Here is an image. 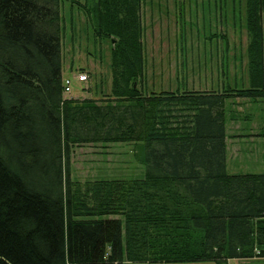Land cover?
Masks as SVG:
<instances>
[{
    "label": "trees",
    "instance_id": "1",
    "mask_svg": "<svg viewBox=\"0 0 264 264\" xmlns=\"http://www.w3.org/2000/svg\"><path fill=\"white\" fill-rule=\"evenodd\" d=\"M142 1L73 0L112 44V96L80 100L63 98L61 0H0V264L264 258V172H229L225 108L264 98V0L246 5L250 87L149 94ZM113 142L143 176L72 180L73 146Z\"/></svg>",
    "mask_w": 264,
    "mask_h": 264
},
{
    "label": "rangeland",
    "instance_id": "2",
    "mask_svg": "<svg viewBox=\"0 0 264 264\" xmlns=\"http://www.w3.org/2000/svg\"><path fill=\"white\" fill-rule=\"evenodd\" d=\"M79 1L92 5L95 0ZM79 5L73 0L60 2L62 72L64 79L73 81L69 92L63 90V98H109L112 96L111 40L95 35L90 18ZM246 5L247 0H143L146 67L138 87L144 94L222 90L223 83L228 84L230 79L231 88H242L245 68L239 64L241 46L248 43ZM223 60L226 67L222 66ZM81 74H87L86 82L79 81ZM237 99L234 98L236 103ZM229 108L247 111V106L241 104H230ZM253 117L251 121L234 118L229 122L227 156L231 173L264 172V139H241L245 133L241 127L258 128L264 123L261 117ZM136 151L133 143L125 142L75 145L70 157L71 178L85 183L141 177L145 166L138 160ZM228 264H264V258L231 259Z\"/></svg>",
    "mask_w": 264,
    "mask_h": 264
},
{
    "label": "crops",
    "instance_id": "3",
    "mask_svg": "<svg viewBox=\"0 0 264 264\" xmlns=\"http://www.w3.org/2000/svg\"><path fill=\"white\" fill-rule=\"evenodd\" d=\"M142 10H143V1H142ZM142 21H143V15H142ZM248 32V30H247ZM248 43H249V33H248ZM248 43L247 45L245 46H241V62H240V66L245 68V75L244 73L242 74L241 76V84L243 85L242 88H247V87H250V77H249V70H248V66H249V51H248ZM224 59V58H222ZM233 66L235 67L236 66V61H233ZM222 66L226 67L227 66V63L225 64L224 63V60L222 62ZM227 74V78L228 76H230V74L227 72L225 73ZM226 78V79H227ZM230 80V79H229ZM229 80L227 79V83H223V87L225 85L229 86V84L231 82H229ZM248 85V86H246ZM222 88V87H221ZM217 91H219V89H215ZM221 91V90H220ZM234 98H238L237 101L238 103H236V101L234 100ZM241 100V101H240ZM230 104H235L236 105H246L247 106V111H245L247 113V115L245 114V112L243 111V108H241V110H237V109H230L229 108V105ZM225 108H226V133H227V136H226V143H227V147H228V138H230V135H229V122L236 118L240 121V118L241 120H244V121H251L250 120V117L252 116H255V117H261L262 119H264V117L261 115V114H264V98H249V97H231V98H228L226 101H225ZM254 112H258L259 114L258 115H253ZM238 114V116L236 117L235 114ZM240 114L243 116L241 117ZM245 116H247L245 118ZM253 117V118H255ZM259 119V118H258ZM261 119V120H262ZM252 121H254V119H252ZM256 126V125H254ZM241 131H244V135H243V138L241 139H244L245 140H250V141H255L257 140V138H261V139H264V123L259 126L258 128H255V127H241ZM124 264H147V263H137V262H130V261H125Z\"/></svg>",
    "mask_w": 264,
    "mask_h": 264
},
{
    "label": "built area",
    "instance_id": "4",
    "mask_svg": "<svg viewBox=\"0 0 264 264\" xmlns=\"http://www.w3.org/2000/svg\"><path fill=\"white\" fill-rule=\"evenodd\" d=\"M87 77H88L87 74L78 75L79 81H86ZM72 86H73V81L71 78L64 79V83H63L64 92H69Z\"/></svg>",
    "mask_w": 264,
    "mask_h": 264
},
{
    "label": "bare ground",
    "instance_id": "5",
    "mask_svg": "<svg viewBox=\"0 0 264 264\" xmlns=\"http://www.w3.org/2000/svg\"><path fill=\"white\" fill-rule=\"evenodd\" d=\"M63 90H64V87H63ZM90 98V97H89ZM93 99L95 98V97H92ZM92 98H90V99H92ZM97 99V98H96Z\"/></svg>",
    "mask_w": 264,
    "mask_h": 264
}]
</instances>
